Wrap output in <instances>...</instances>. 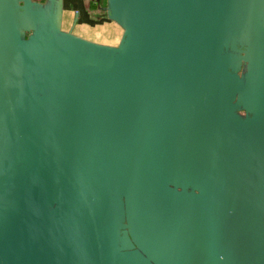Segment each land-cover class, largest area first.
Segmentation results:
<instances>
[{
	"label": "water",
	"instance_id": "water-1",
	"mask_svg": "<svg viewBox=\"0 0 264 264\" xmlns=\"http://www.w3.org/2000/svg\"><path fill=\"white\" fill-rule=\"evenodd\" d=\"M63 3L0 0V264H264V0Z\"/></svg>",
	"mask_w": 264,
	"mask_h": 264
},
{
	"label": "rangeland",
	"instance_id": "rangeland-1",
	"mask_svg": "<svg viewBox=\"0 0 264 264\" xmlns=\"http://www.w3.org/2000/svg\"><path fill=\"white\" fill-rule=\"evenodd\" d=\"M93 0H64L62 26L65 29L73 25V31L79 35L99 42L117 43L122 28L106 16L103 8L105 0L98 3ZM77 13L75 23L74 17Z\"/></svg>",
	"mask_w": 264,
	"mask_h": 264
},
{
	"label": "flooded vegetation",
	"instance_id": "flooded-vegetation-1",
	"mask_svg": "<svg viewBox=\"0 0 264 264\" xmlns=\"http://www.w3.org/2000/svg\"><path fill=\"white\" fill-rule=\"evenodd\" d=\"M94 1H95L96 3H98V2L101 1V0H93L92 2H94Z\"/></svg>",
	"mask_w": 264,
	"mask_h": 264
}]
</instances>
